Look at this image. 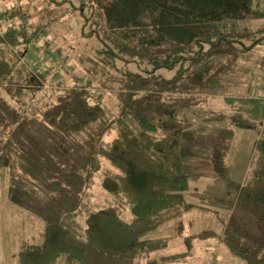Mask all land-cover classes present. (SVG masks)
Here are the masks:
<instances>
[{
  "label": "trees",
  "instance_id": "1",
  "mask_svg": "<svg viewBox=\"0 0 264 264\" xmlns=\"http://www.w3.org/2000/svg\"><path fill=\"white\" fill-rule=\"evenodd\" d=\"M90 1L104 17L90 78L37 113L15 105L25 94L12 75L24 68L12 51L0 50V169L9 170L11 203L44 225L42 241L20 248L17 263L171 262L180 255L155 256L164 239L146 235L197 207L186 200L192 182L228 179L227 145L240 129L261 136L236 197L238 209L254 208L260 234L251 251L244 219L226 222L225 215L223 242L246 264H264V129L216 110L208 93L264 44V34L251 41L260 30L227 32L217 24L264 20V0ZM36 35L19 26L0 35V45H24L25 56ZM21 76L35 89L34 75ZM107 95L117 97L116 111L102 102Z\"/></svg>",
  "mask_w": 264,
  "mask_h": 264
},
{
  "label": "rangeland",
  "instance_id": "2",
  "mask_svg": "<svg viewBox=\"0 0 264 264\" xmlns=\"http://www.w3.org/2000/svg\"><path fill=\"white\" fill-rule=\"evenodd\" d=\"M87 1L89 3L82 6V0H0L2 38L7 32H13L23 25L29 33L38 35L30 46L29 54L25 56L21 53L24 45L14 48L7 43L0 45L1 51L13 52L19 69L24 68L23 75L29 72L36 77L38 84L33 89L28 88L25 81L20 79L22 74L16 72L12 75L13 82L18 83V87H24L22 93L25 94L20 97V102L15 101V105L26 110L29 115L44 109L45 105L52 102L53 96L58 97L68 87L80 83L79 79L83 80L80 84L84 87L85 80L90 78L87 71L91 65L90 59L97 56L100 44L98 32H103L104 17L101 8L96 7L97 5L92 6L90 4L92 2ZM79 9L84 16L79 14ZM217 26L227 32L260 30L258 34L252 35L251 41L264 34V20H225ZM263 57L264 44H258L242 57L237 69L222 84L208 91L209 94H213L211 101L217 104L218 109L214 107L216 110L228 115L239 113L251 119L257 123L260 133L264 129V95L252 89L250 85L254 88L256 84L254 77L264 69ZM223 60L225 58L221 57L210 62ZM144 66L143 64L142 67ZM132 67L138 69L136 64ZM93 92L97 97L98 92L96 90ZM108 93L114 95L113 91ZM111 95L102 96V102L116 111L118 99ZM228 123L226 120L221 125ZM200 124L201 120L195 119L194 127ZM207 125L214 127L217 123L210 122ZM258 137L261 136L256 131L237 130L226 151V162L229 167V177L226 181L232 185L215 176L203 177L192 182L186 200L197 207L187 211L180 219L146 235L145 239L159 241L164 239L160 247L161 255H180L167 264H246L232 255L223 242L225 226L220 217L226 215V222L232 221L234 219L232 216L244 219L247 229L245 235L248 238V241L245 240L246 247L254 251L253 246L256 245V238L260 234V226L254 208L238 209L236 197L242 180L250 169L254 141ZM9 180V170L1 168L0 264H18L17 255L20 248L25 244L39 243L43 239V220L30 215L9 200L6 192ZM206 230H212L216 234L204 238L202 235L198 236ZM158 252L159 250L155 251V256Z\"/></svg>",
  "mask_w": 264,
  "mask_h": 264
},
{
  "label": "crops",
  "instance_id": "3",
  "mask_svg": "<svg viewBox=\"0 0 264 264\" xmlns=\"http://www.w3.org/2000/svg\"><path fill=\"white\" fill-rule=\"evenodd\" d=\"M262 45V44H261ZM262 63H264V57L262 58ZM262 74H263V71H260V73L258 74V76L257 77H254V79L256 80V84L258 83V81H259V79H260V77L262 76ZM254 89L256 90V91H259V93H261L260 92V90H258V89H256L255 87H254ZM245 92H246V90H245ZM244 93V90H242L241 91V94H243ZM262 94V93H261ZM213 95V94H212ZM241 98V97H240ZM213 106L216 108V109H218L217 108V104H214L213 103ZM197 206V205H196ZM233 213V212H232ZM235 219H237V216H235L234 217ZM167 225V224H166ZM175 233V232H174ZM158 255H161V252L159 251L158 252Z\"/></svg>",
  "mask_w": 264,
  "mask_h": 264
},
{
  "label": "built area",
  "instance_id": "4",
  "mask_svg": "<svg viewBox=\"0 0 264 264\" xmlns=\"http://www.w3.org/2000/svg\"><path fill=\"white\" fill-rule=\"evenodd\" d=\"M254 87L264 95V69H263V74L260 77L259 81L257 84L254 85Z\"/></svg>",
  "mask_w": 264,
  "mask_h": 264
}]
</instances>
